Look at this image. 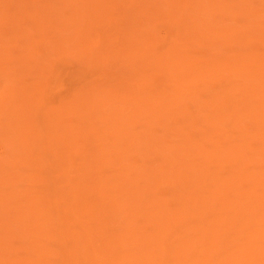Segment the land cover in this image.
Returning a JSON list of instances; mask_svg holds the SVG:
<instances>
[{
	"label": "rangeland",
	"instance_id": "obj_1",
	"mask_svg": "<svg viewBox=\"0 0 264 264\" xmlns=\"http://www.w3.org/2000/svg\"><path fill=\"white\" fill-rule=\"evenodd\" d=\"M0 264H264V0H0Z\"/></svg>",
	"mask_w": 264,
	"mask_h": 264
}]
</instances>
